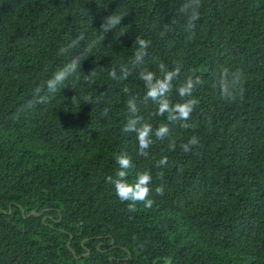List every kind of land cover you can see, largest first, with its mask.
<instances>
[{"label":"trees","instance_id":"obj_1","mask_svg":"<svg viewBox=\"0 0 264 264\" xmlns=\"http://www.w3.org/2000/svg\"><path fill=\"white\" fill-rule=\"evenodd\" d=\"M185 2L0 0V264H264V0H201L190 30L178 16ZM111 13L123 18L102 40ZM137 37L150 41L140 64ZM81 53L65 86L28 107L33 89ZM161 62L168 70L181 64L173 103L183 102L177 86L189 76L202 81L191 128L154 115L157 105L144 100L139 73L160 76ZM221 66L243 70V99L217 98ZM124 68L127 79L110 77ZM129 100L153 128L146 156L136 133L124 131ZM161 125L169 133L157 139ZM193 135L198 146L183 151ZM122 153L132 160L129 183L151 173L150 208L128 211L107 182ZM33 211L45 212L26 218Z\"/></svg>","mask_w":264,"mask_h":264},{"label":"clouds","instance_id":"obj_2","mask_svg":"<svg viewBox=\"0 0 264 264\" xmlns=\"http://www.w3.org/2000/svg\"><path fill=\"white\" fill-rule=\"evenodd\" d=\"M201 0H186L178 9V16L183 17L185 21L186 29L190 30L195 26V22L200 18ZM123 15L111 13L101 23L100 32L102 33L101 39L105 38V34L114 29L121 23ZM178 23L176 17L172 18L171 22L164 26V32L170 31L174 25ZM164 32L161 35H164ZM81 37H78L73 41V44L77 43ZM136 43L138 48L135 52V64L143 62L145 55H147V49L150 46V41L137 37ZM71 46V45H70ZM67 51V48H61L60 52ZM90 51L86 49L85 53ZM85 53H81L80 56L74 58L65 67L57 70L50 79L46 80L43 84L37 85L33 89V99L27 102L28 107H32L34 104L47 103L49 96L46 93H55L58 89L65 86V81L74 73L81 65V62L85 58ZM159 70L161 75L157 76L155 72L148 70H141L139 73L140 79L144 82L147 89L144 96V100H151L157 105V110L154 115L164 116L167 115L169 121H185L182 124L184 128H191L193 125L186 123L191 117L195 106L199 101L193 97V91L195 87L202 83L199 76L193 79L189 76L186 81L177 86V92L183 102L173 103L169 99V93L173 90V81L176 80L181 72V64L177 62L176 66L168 70L164 63L159 64ZM131 74L130 70L124 68L120 76H117L116 71L113 69L110 72V77L117 80L127 79ZM97 73L92 70L89 74L84 76V79L89 83H94L92 79ZM245 75L240 68H231L228 66H221L215 73L212 81V88L217 98L223 102H233L237 98L243 99L244 95ZM124 92L128 89L124 88ZM75 102V97H72ZM86 102H91V97L84 98ZM129 110L133 113V116L128 120L125 125V132H135L138 140V155L146 156L147 149L153 143L152 135L153 128L150 123L144 122L142 118L135 115L138 111L134 100L128 101ZM103 114H107V110ZM169 133L167 125H161L155 129V137L157 139H163ZM199 139L197 136H191L187 142H182L180 147L185 152L191 151L193 146H198ZM171 150H175L176 142L172 140L169 144ZM116 163L119 166L115 173V177L108 176L106 178L108 183L114 185L115 194L121 202L127 203V210L134 212L137 210V204L143 203L146 208H150L154 203L150 198L152 189L150 184L152 182V175L150 172H141L137 174L136 182L129 183L127 180L128 170L132 168V160L129 155L122 153L116 157ZM168 163V157L164 156L156 162L157 167L164 166ZM159 178L163 177V173L158 174ZM155 192L163 194V185H158L155 188Z\"/></svg>","mask_w":264,"mask_h":264},{"label":"water","instance_id":"obj_3","mask_svg":"<svg viewBox=\"0 0 264 264\" xmlns=\"http://www.w3.org/2000/svg\"><path fill=\"white\" fill-rule=\"evenodd\" d=\"M44 212L45 211H42V212H40V213H38V212H36V211H33L32 213H30V214H28L27 216H26V218H30V217H32V216H35V217H41L43 214H44ZM23 215H25V213L23 212ZM68 244H70V242L68 243ZM90 253V251L88 250L86 253H84L83 255H86V254H89ZM81 257V256H80Z\"/></svg>","mask_w":264,"mask_h":264}]
</instances>
